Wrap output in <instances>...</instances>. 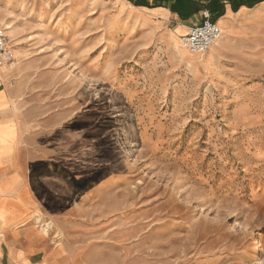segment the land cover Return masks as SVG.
<instances>
[{"label":"rangeland","instance_id":"rangeland-1","mask_svg":"<svg viewBox=\"0 0 264 264\" xmlns=\"http://www.w3.org/2000/svg\"><path fill=\"white\" fill-rule=\"evenodd\" d=\"M130 6L0 0V164L70 264H264V4L221 27L239 68L208 75L184 23Z\"/></svg>","mask_w":264,"mask_h":264},{"label":"crops","instance_id":"crops-1","mask_svg":"<svg viewBox=\"0 0 264 264\" xmlns=\"http://www.w3.org/2000/svg\"><path fill=\"white\" fill-rule=\"evenodd\" d=\"M155 9L164 18L181 22L178 16L168 9ZM248 11L251 10L242 7L234 13L227 4L224 15L216 23L224 29L231 28ZM201 21L199 14L186 22H181L184 24L180 26L188 29L189 23ZM225 46L222 40L201 55L200 69L203 73L219 74L222 71L239 68L237 63L230 59V53ZM4 83L0 81V112L5 111L10 105L9 103L5 107L6 98L10 93ZM17 158L18 156H13L11 164L3 161L0 164V264H70L68 259L63 258L62 247L53 248L49 236H44L40 232L36 220L40 214L38 203L33 197L31 185L22 176L23 172L17 165Z\"/></svg>","mask_w":264,"mask_h":264},{"label":"built area","instance_id":"built-area-1","mask_svg":"<svg viewBox=\"0 0 264 264\" xmlns=\"http://www.w3.org/2000/svg\"><path fill=\"white\" fill-rule=\"evenodd\" d=\"M202 21L190 26L187 34L181 37L180 45L191 54L202 55L212 48L220 39L222 31L220 26L211 20L207 11L201 13ZM17 65L14 48L0 25V68L12 71Z\"/></svg>","mask_w":264,"mask_h":264},{"label":"trees","instance_id":"trees-1","mask_svg":"<svg viewBox=\"0 0 264 264\" xmlns=\"http://www.w3.org/2000/svg\"><path fill=\"white\" fill-rule=\"evenodd\" d=\"M135 7L146 9L165 8L178 16L181 22H186L194 16L207 11L211 20L216 22L224 15L225 6L228 4L232 12L240 8L253 9L264 3V0H126Z\"/></svg>","mask_w":264,"mask_h":264},{"label":"bare ground","instance_id":"bare-ground-1","mask_svg":"<svg viewBox=\"0 0 264 264\" xmlns=\"http://www.w3.org/2000/svg\"><path fill=\"white\" fill-rule=\"evenodd\" d=\"M131 8H133V9H135L134 7H132V5L130 6ZM261 7V6H260ZM258 8V7H257ZM255 9V10H258V9ZM259 15H261V17H259L260 19H264V9H263V11L261 12V13H259ZM257 22H258V20H257ZM2 27V26H1ZM3 29H4V27H2ZM221 28V27H220ZM4 31H5V33H6V30L4 29ZM221 31H222V29H221ZM222 33H223V31H222ZM6 35H7V33H6ZM222 36V35H221ZM221 38V37H220ZM219 41V40H218ZM217 41V42H218ZM217 42L215 43V45L217 44ZM214 45V46H215ZM3 70H6V69H3V68H0V71L2 72ZM36 220L38 221V222H41V218L39 217V216H37L36 217ZM51 228V223L49 224V223H45V224H43L42 226H41V233L42 234H44V235H47V233H48V230Z\"/></svg>","mask_w":264,"mask_h":264}]
</instances>
